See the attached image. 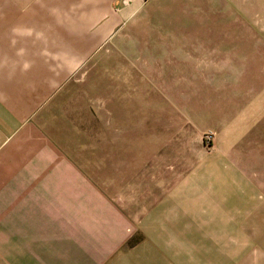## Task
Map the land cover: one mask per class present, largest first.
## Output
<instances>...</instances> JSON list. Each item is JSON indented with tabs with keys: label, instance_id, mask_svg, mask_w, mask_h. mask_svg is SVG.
I'll return each instance as SVG.
<instances>
[{
	"label": "crops",
	"instance_id": "0c3cea01",
	"mask_svg": "<svg viewBox=\"0 0 264 264\" xmlns=\"http://www.w3.org/2000/svg\"><path fill=\"white\" fill-rule=\"evenodd\" d=\"M139 1L0 0V264H231V226L262 218L263 42L243 26L164 47L158 121L119 82L111 119L71 115Z\"/></svg>",
	"mask_w": 264,
	"mask_h": 264
},
{
	"label": "rangeland",
	"instance_id": "374dc122",
	"mask_svg": "<svg viewBox=\"0 0 264 264\" xmlns=\"http://www.w3.org/2000/svg\"><path fill=\"white\" fill-rule=\"evenodd\" d=\"M135 9L134 18L112 38L118 48L102 49L96 59L82 65L73 79L69 110L75 119H111V90L119 82L133 90L135 121L141 123L148 116L158 121V81L153 68L157 67L159 53L176 41H190L197 36L203 41L238 42L243 40L245 30L248 40L256 36L263 42L264 54V0H140ZM240 26L245 29L234 32ZM112 56L119 57L120 62H113ZM97 106L103 108L102 112H95ZM115 115L120 117L121 112ZM262 212L256 224L231 226V264H239L240 260V264H264V208ZM235 228L240 234L233 231ZM242 248L246 256L237 257Z\"/></svg>",
	"mask_w": 264,
	"mask_h": 264
},
{
	"label": "built area",
	"instance_id": "2783aa9c",
	"mask_svg": "<svg viewBox=\"0 0 264 264\" xmlns=\"http://www.w3.org/2000/svg\"><path fill=\"white\" fill-rule=\"evenodd\" d=\"M213 140V134L212 133H206L204 136H203V141L204 143L207 145V146H210L211 145V142Z\"/></svg>",
	"mask_w": 264,
	"mask_h": 264
}]
</instances>
